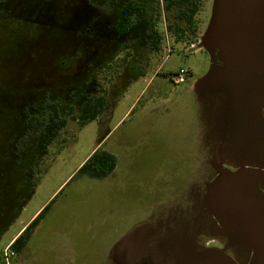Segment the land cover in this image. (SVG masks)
<instances>
[{"label":"rangeland","instance_id":"374dc122","mask_svg":"<svg viewBox=\"0 0 264 264\" xmlns=\"http://www.w3.org/2000/svg\"><path fill=\"white\" fill-rule=\"evenodd\" d=\"M118 2L0 0V264H114L102 252L112 235L117 240L145 228L135 247L154 255L166 217L171 232L196 217L195 236L203 237L199 223L210 219L204 213L208 186L218 175L214 162L231 172L243 162L264 168V119L251 104L253 91L232 74L219 84L227 71L198 51L200 39L176 43L162 11L150 12L119 41L115 23L125 0ZM104 90L109 110L80 129L69 109L76 115L85 99ZM46 102L59 103L69 119L44 150L41 136H26L25 124ZM96 147L116 156L115 171L103 180L73 179ZM255 177L240 180L264 203ZM259 181L264 188V178ZM54 198L23 251L12 252L10 241ZM227 235L225 254L255 264L246 237L231 243ZM132 249L127 264L136 261Z\"/></svg>","mask_w":264,"mask_h":264},{"label":"flooded vegetation","instance_id":"af4514ba","mask_svg":"<svg viewBox=\"0 0 264 264\" xmlns=\"http://www.w3.org/2000/svg\"><path fill=\"white\" fill-rule=\"evenodd\" d=\"M87 1L92 2L91 0ZM205 6L206 8H204ZM205 12L207 14L206 20L198 18L199 27L204 25L202 31L199 28L197 38L200 39L201 47L198 51L207 54L211 66L227 71L219 84L229 74H232L239 77V84L243 82L245 88L253 91L251 104L264 119V0H204L201 13L204 15ZM143 21L137 22L138 25ZM130 32L131 29L124 35L117 33L119 35L117 39L123 40ZM61 66L63 68L68 67L64 63ZM180 73L181 71L177 76L180 77L179 82L183 83L187 77L181 79ZM227 88L232 91L234 86L230 84L227 85ZM221 152L224 155L225 149H222ZM222 164V161L219 160L211 165L212 169L218 173L216 180L226 176V174L230 176L243 170H255L260 172L261 177L264 178L262 166L249 167L247 163L243 162L237 167L238 169L231 172ZM245 175L253 176L254 174L242 173L233 178H227L225 182L227 188L239 185L241 190L231 193L224 187L225 185H221L218 189L216 188L215 193L213 191L214 202L210 204L207 200L209 212L205 211L204 213L208 214L210 219H202L199 223L201 226L199 231L203 237L197 238L195 236L198 231V219L196 217L189 219L191 222L188 228L178 232H171V228H166V226L169 227L167 224H171V219L166 217L165 222L160 220L162 225L158 227L154 255L150 253L151 251L141 252L138 247H135V242L140 240L141 234L149 228H145L142 233L138 232V234L134 233L133 230L127 231L125 234L119 235L117 240L116 235L113 234L110 241L107 242L108 245L105 246L108 247V250L103 248L102 252H108L107 259L114 264H127L125 261L127 257L125 258V256L130 247L134 248L132 249V255L136 257V261L133 260L134 264H225L226 261L222 257H227V260L231 258L241 264L236 256L232 258L225 254L228 247L227 234H230L231 243L236 242L237 240L234 238L238 239V236L240 238L246 237L250 249L256 250V254L260 251L264 253V231L260 229V220L264 219V203L257 197V193L250 192L251 195L246 193L247 183L240 180V177ZM255 178L259 189L264 190L259 181L260 177ZM235 196H240L242 199L237 204L232 203L235 205L233 210L228 204L233 202L231 200L235 199ZM245 199L250 203L249 206L245 204ZM222 205L227 206V208L221 209ZM229 219L235 226L228 227ZM261 238H263L262 241H260ZM132 244L134 247L130 246ZM128 254L131 253L128 252Z\"/></svg>","mask_w":264,"mask_h":264},{"label":"trees","instance_id":"16d2710c","mask_svg":"<svg viewBox=\"0 0 264 264\" xmlns=\"http://www.w3.org/2000/svg\"><path fill=\"white\" fill-rule=\"evenodd\" d=\"M93 4H100L105 7H114L118 0H91ZM149 4L139 5L136 0H125L119 6L118 19L115 23V30L119 35L129 32L131 27L145 20L150 12L161 11L165 13L166 29L171 33L176 43L191 42L197 39L199 34V19L204 0H148ZM172 15L175 22H170ZM110 68V67H109ZM108 92L104 90L102 94H97L85 99L79 112L75 115L71 107L67 113L68 117L76 121L79 128L86 127L89 123L99 120L109 110L110 104L107 99ZM68 117H62L59 110V103L46 102L40 116L31 115L25 124L26 136L36 139L41 136L44 150H47L63 131L68 122ZM116 156L104 149H96L89 155L86 161L78 169L73 179H97L103 180L110 176L117 168ZM57 197V196H56ZM55 197V198H56ZM55 198L39 213V215L20 233L15 241L10 245V250L14 253H21L28 244L33 231L38 226L40 220L51 208Z\"/></svg>","mask_w":264,"mask_h":264},{"label":"water","instance_id":"95a60500","mask_svg":"<svg viewBox=\"0 0 264 264\" xmlns=\"http://www.w3.org/2000/svg\"><path fill=\"white\" fill-rule=\"evenodd\" d=\"M248 172V174H254V175H256V177H261V175L260 174H258V172H256L255 170H243V171H240L239 173H236V174H234V175H230L229 176V174H226V176H223L222 178H220V179H218V180H215L211 185H209L208 186V194H207V196H206V199H208L209 200V202H210V204H212L213 202H214V200H213V196H212V194H213V191H214V193L216 192V190L218 189V187H220L221 185H225L224 187H226L227 188V183H225L226 182V180H227V178H233L234 176H236V175H239V174H242V173H247ZM239 186V185H238ZM217 188V189H216ZM239 198H240V200L242 199L240 196H239ZM251 200H253V201H256L255 199H253V198H250ZM228 205H230V207H232L233 208V210H234V207L233 206H235L234 204H232V203H230V204H228ZM257 246V245H256ZM262 254H263V252H257V254H256V257H255V262H256V264H258V262H259V260H260V257L262 256Z\"/></svg>","mask_w":264,"mask_h":264},{"label":"crops","instance_id":"0c3cea01","mask_svg":"<svg viewBox=\"0 0 264 264\" xmlns=\"http://www.w3.org/2000/svg\"><path fill=\"white\" fill-rule=\"evenodd\" d=\"M96 149H97V147L95 148V150H96ZM95 150H94V151H95ZM94 151H93V152H94ZM93 152H92V153H93ZM49 203H50V202H49ZM49 203H48V204H49ZM48 204H46V205L42 206L40 209H38L37 212L34 214V217H33V218L35 219V218L39 215V213H40V212H41V211H42V210H43ZM34 219H33V220H34ZM33 220H32V221H33ZM32 221H31V222H32ZM31 222H30V223H31ZM30 223H29V224H30ZM27 226H28V225L24 226V227L19 231V233H18V234H17V235H16V236L10 241V243H9L7 246H10V245L15 241V239L20 235V233H21V232H22ZM229 259H230V260H229L230 263H228V264H239V263H237L236 261H234L233 259H231V258H229ZM225 264H227V261H226Z\"/></svg>","mask_w":264,"mask_h":264},{"label":"bare ground","instance_id":"6f19581e","mask_svg":"<svg viewBox=\"0 0 264 264\" xmlns=\"http://www.w3.org/2000/svg\"><path fill=\"white\" fill-rule=\"evenodd\" d=\"M198 81H199V83H200V81H202V79H199ZM218 165H219V164H218ZM219 172H220V171H219ZM256 172H257V171H256ZM258 174L261 175L260 172H258ZM252 238H253V237H252ZM222 258H223V260L227 261V264L230 263L229 260H227V257H222Z\"/></svg>","mask_w":264,"mask_h":264},{"label":"built area","instance_id":"2783aa9c","mask_svg":"<svg viewBox=\"0 0 264 264\" xmlns=\"http://www.w3.org/2000/svg\"><path fill=\"white\" fill-rule=\"evenodd\" d=\"M181 73H184V72L181 71ZM182 78H184V76H181V79H182Z\"/></svg>","mask_w":264,"mask_h":264}]
</instances>
